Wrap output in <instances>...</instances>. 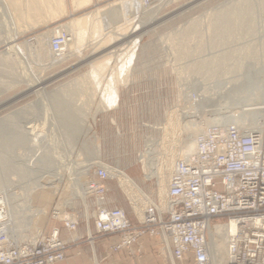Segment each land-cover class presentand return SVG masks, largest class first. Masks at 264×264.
<instances>
[{
    "label": "rangeland",
    "instance_id": "rangeland-1",
    "mask_svg": "<svg viewBox=\"0 0 264 264\" xmlns=\"http://www.w3.org/2000/svg\"><path fill=\"white\" fill-rule=\"evenodd\" d=\"M1 1L0 29L4 31L3 28L6 27L4 36L7 38L5 40L7 44L0 42V128L3 126L0 130L1 132L4 130L6 136L0 137V161L14 148L11 153L17 164H15L16 168L23 165L22 168L26 169L23 172L30 177L28 180L31 181L32 186L26 203L21 199L17 200V204L24 206L20 210L23 215L33 219V225H27L20 232L23 236L34 230L37 234L39 231L47 233L53 228H59V231L64 229L67 236L63 239L67 240V245L79 239L87 240L85 242L87 251L95 252L94 264L95 262L101 264L96 253L98 252L96 242L109 236H116L115 234L96 233L92 220L86 223L83 216L78 228L72 234L74 239H71L62 223L51 217L56 203L61 206L70 203L75 171H79L76 178L79 179L80 185H84L85 176L93 163L121 169L136 183L138 182L140 193L136 194L138 197L134 199L135 202L123 189L121 178L119 183L123 191L118 187L116 179L108 181L106 186L108 204L124 209L133 221L136 220V214L142 218V211L149 203L158 206L159 211L163 210L164 207L160 209V200L157 196L159 180L154 172L171 150L176 151V154L179 150L186 154L187 147L183 141L181 143L179 141L194 129L192 126L185 128L183 122L174 124L177 115L181 112V109L176 111L183 100L180 89L182 85L186 89H193L204 100L199 102L201 99L198 97V102L183 105L189 114L185 121L203 123L204 118L212 117L209 115L212 112L208 110L212 107L210 105L216 103L211 100L218 101V98L222 99L226 96L222 93L224 91L222 86H230L227 76L235 77V74L245 73V68L240 69L237 65L249 63L253 66L250 68L252 77L264 78V49H262L264 48V1L261 0L259 5V0H248L255 4L251 12L249 8L242 6L247 0H84L77 6L76 0H45L39 8L29 11L28 14L23 12V9L20 10L22 13L16 10L17 14H14L9 10L11 5L7 1L6 5L10 8L3 13ZM232 5L238 10L244 8L245 15L239 17L240 22L237 13L231 16V26H233L230 27V32L228 31L230 36L222 41L224 37L220 39L222 32L218 28L217 20L225 19V14L220 15L218 12L222 10L224 12L229 7L231 11ZM234 8L231 12L235 11ZM247 13L252 15H250L251 19ZM215 15L218 16L212 18ZM82 17V27H74V19ZM233 17L234 20L237 17L238 23L232 19ZM211 18L215 19L216 23L213 20V24ZM58 25L64 30L69 28L74 31L71 33L75 35L74 41L79 42L71 46L67 45L63 54L55 59L48 44L49 34ZM213 33L216 35H212ZM78 34L81 35L79 40L75 39ZM203 34L208 35L205 37ZM215 37L221 42L219 43ZM8 44L13 45V48L8 50L5 47ZM246 45L251 46L250 49ZM221 50L227 51L226 59L215 58ZM246 50L247 53L250 52L248 55H245ZM235 52L239 53L235 55ZM203 58L207 61L205 62ZM242 60H246L244 64H241ZM202 64L206 67H202ZM229 64L237 67L232 68ZM253 64H256V67ZM258 67H262V72L255 71ZM229 70L232 71L231 73L235 72L234 76ZM223 99L221 101H225V98ZM57 100L61 105V113L60 110L56 111ZM199 103L203 104L202 107H197ZM232 108L229 112L237 113L241 108L246 107H241L240 104L233 105ZM65 115L76 116L72 127L63 122ZM262 121H264V112ZM29 125L31 128H26ZM160 126H163L162 137L165 138V144L162 142L161 148H158L161 150L160 158L154 165L150 162L154 159L151 158L150 161L144 159L143 167L146 175L143 178L138 154L145 143L148 148L151 145V149L154 148L153 138L162 135L157 129ZM18 129L22 132L24 129V132L32 130H29L30 134L29 132L25 134L27 138L24 137L23 143L26 146L22 143L16 145L18 140L13 136ZM12 140H16L13 146ZM166 140L169 145H166ZM18 173L15 171L11 174L13 177L9 175L11 182H15L8 186L16 196L21 193L19 182L22 179ZM36 183L43 187L37 186ZM0 188H2L0 193L3 194L4 187ZM217 189H221V186L218 185ZM75 191L84 198L80 187ZM166 192L167 187L165 196ZM81 201V198L78 199L74 206L80 214L83 212ZM224 220L225 217H216L211 222L216 224ZM212 229L211 226L209 239ZM80 232L82 237H78ZM149 238L155 240L152 251L156 252L162 264H192L191 254H187L182 260L173 259L168 251L162 248L158 238ZM24 239L29 238L24 237L21 240ZM107 252L117 253L111 252L110 246ZM142 252L134 257H139ZM128 253L131 255L130 252Z\"/></svg>",
    "mask_w": 264,
    "mask_h": 264
},
{
    "label": "built area",
    "instance_id": "built-area-1",
    "mask_svg": "<svg viewBox=\"0 0 264 264\" xmlns=\"http://www.w3.org/2000/svg\"><path fill=\"white\" fill-rule=\"evenodd\" d=\"M52 30L55 32L50 38V49L56 57L63 53L70 35L59 25ZM180 95L183 100L176 111L186 103L197 102L199 97L195 90L183 85ZM258 125L241 128L235 123L213 124L199 132L194 138V150L181 154L174 162L163 210L149 203L142 218L136 214L133 221L124 209L110 206L107 182L116 179L122 190L117 173L128 174L93 163L83 182L84 198L72 184L70 203H56L51 217L62 223L71 239L84 216L86 223L92 220L96 233L117 236L110 245L111 252L126 250L136 256L142 252V238L149 236L158 238L173 259L182 260L191 254L192 264H215L209 248V228L232 223L234 231L226 233V264H264V121ZM157 129L162 135L153 138L154 148L149 149L145 143L138 154L143 178L147 152L152 153L154 165L160 158L158 148L162 142L165 144L163 126ZM78 172L75 171L72 183ZM218 185L221 189H217ZM80 198L81 214L74 208ZM216 217L225 220L212 224ZM12 226L9 205L0 193V264H57L65 258L67 240L60 237L59 228L48 233L39 231L32 239L18 241L10 232Z\"/></svg>",
    "mask_w": 264,
    "mask_h": 264
},
{
    "label": "bare ground",
    "instance_id": "bare-ground-1",
    "mask_svg": "<svg viewBox=\"0 0 264 264\" xmlns=\"http://www.w3.org/2000/svg\"><path fill=\"white\" fill-rule=\"evenodd\" d=\"M9 2V4L11 5V9H9L10 11L12 10V12L15 14L16 13V10H17V12H19L20 10L21 11H23V12H26V14H28L29 13V11H31V10H33V9H37V8H39L40 6H41V4H42V2H44L45 0H2L1 1V5H2V10H3V13L5 12L6 13V10L8 9V8H10V7H8L9 5H6V3L7 2ZM83 1L84 0H76V6L77 5H80V4H82L83 3ZM261 0H259V5L261 4V2H260ZM264 1V0H263ZM255 3V2H254ZM239 4V3H238ZM233 6V5H232ZM242 6H244V7H247V8H249V10L252 12V8L255 6V4H253L252 3V1H246V2H244L243 4H242ZM20 7H23V8H20ZM236 8H237V6H235ZM228 8V7H227ZM233 8H234V6H233ZM233 8H231V11H232V9ZM262 8V7H261ZM23 9V10H22ZM222 9H224V8H222ZM222 9H219V10H222ZM235 9V8H234ZM263 9V8H262ZM13 10H15V12L13 11ZM19 10V11H18ZM226 10V9H225ZM225 10H224V12H225ZM229 10V11H228ZM228 10H226V12L224 13L223 12V10L222 11H219L218 12V14L220 13V15L221 14H225V19H223L222 21H219V20H217V22H219V24H217V25H219V27L218 28H220L221 29V32H219V34H220V39H221V37H224V38H222L221 40L222 41H224V39H226V38H228V31L230 30V27H232L231 26V22L232 21H230V18H231V16L233 15V14H236L237 13V17H238V22H240V20H239V17L240 16H242V14H244L243 13V10H244V8H241V9H239L238 10V8L237 9H235V11L233 10V12H231L230 11V7L228 8ZM247 11H248V9H246ZM245 10V11H246ZM261 10V9H260ZM20 11V12H21ZM218 11V10H217ZM244 11V12H245ZM222 12V13H221ZM249 12V11H248ZM250 12V13H251ZM22 13V12H21ZM215 13H216V11H215ZM14 14H12V16L14 15ZM17 14V13H16ZM217 14V13H216ZM21 15V14H20ZM213 15V14H212ZM211 15V16H212ZM226 15H228V16H230V17H226ZM245 15V14H244ZM247 15H249V13H247ZM251 15V14H250ZM250 15H249V19H251L250 18ZM4 16H5V14H4ZM18 16V15H17ZM23 16H25L24 15V13H23ZM22 16V17H23ZM218 16V15H217ZM216 15L214 16V17H212V18H215V17H217ZM224 16V15H223ZM235 16V15H234ZM252 16V15H251ZM237 17H236V20H234L235 18L233 17L232 19L234 20V21H236L237 22ZM210 19V21L212 22L213 20L215 21V23H216V20L215 19ZM245 18V17H244ZM246 18H247V16H246ZM245 18V19H246ZM20 19H22V18H20ZM242 19V18H241ZM75 21H74V23H73V26L74 27H82V25H83V17L82 18H78V19H74ZM221 20V19H220ZM207 21H209V19L207 20ZM210 21H209V23H210ZM214 21H213V24H214ZM237 22V23H238ZM247 22V21H246ZM235 23V22H234ZM233 23V24H234ZM241 23H242V21H241ZM244 23V22H243ZM251 23V22H250ZM212 24V25H213ZM249 24V23H248ZM209 25H211V24H209ZM208 25V26H209ZM217 25H216V27H217ZM247 25V24H246ZM235 26V25H234ZM236 26H237V24H236ZM252 26V25H251ZM250 26V27H251ZM27 27H29V26H27ZM209 27H212V26H209ZM249 27V28H250ZM5 28L6 27H4L3 29H4V31L2 30V29H0V42H3V43H6L7 44V41H5L7 38L4 36V33H5ZM60 28V27H59ZM213 29H214V27H213ZM64 30V29H63ZM215 30V29H214ZM218 30V29H217ZM216 30V31H217ZM65 32H67L69 35H70V39H69V42H67L66 43V46L67 45H73V44H76V43H78V42H76L75 43V41H74V37H75V35H73V34H71L72 32L74 33V31H71V29H69V28H67V30L65 29L64 30ZM220 31V30H219ZM53 32H55L54 30H52L51 31V34H49L50 35V37H49V39L51 38V35H54L53 34ZM215 32V31H214ZM230 32V31H229ZM215 33H213L212 35H214ZM231 34V33H230ZM203 35H205V34H203ZM203 35H202V37H203ZM206 35H208V34H206ZM206 35H205V37H206ZM211 35V34H210ZM209 35V36H210ZM211 35V36H212ZM216 35V34H215ZM214 35V36H215ZM221 35H223V36H221ZM255 35V34H254ZM210 36V37H211ZM214 36H212L213 38H214ZM230 36V35H229ZM13 37V36H12ZM79 37H81V35L80 34H78L77 36H76V38L75 39H77L78 38V40H79ZM204 37V38H205ZM218 38V37H217ZM216 37H215V39H217ZM219 39V38H218ZM217 39V40H218ZM219 39V40H220ZM238 39V38H237ZM242 39V38H241ZM208 40V39H207ZM210 40V39H209ZM216 40V41H217ZM218 40V41H219ZM40 41H41V38H40ZM46 41V40H45ZM206 41V40H205ZM214 41V40H213ZM218 41L216 42L217 44H218ZM236 41V40H235ZM251 41H253V40H251ZM42 43H43V41H41ZM221 41H219V43H220ZM250 42V41H249ZM254 42V41H253ZM209 43V42H208ZM222 43H224V42H222ZM39 44V43H38ZM44 44H45V42H44ZM209 44H212V43H209ZM234 44V43H233ZM254 44V43H253ZM252 44V45H253ZM39 45H41V44H39ZM49 47H50V40H49ZM47 45V46H48ZM42 46V45H41ZM66 46H65V48H66ZM77 46V45H76ZM208 47H209V45H207ZM212 46V45H211ZM218 46H220L219 44H218ZM236 46V45H235ZM241 46V45H240ZM247 46V45H246ZM5 47H7V49L9 50L10 48L12 49L13 48V45L11 46H9V44H8V46H5ZM40 47V46H39ZM75 47V46H74ZM203 47V46H202ZM222 47H223V45H222ZM232 47V46H231ZM249 49H250V47L249 46H247ZM36 48V47H35ZM239 48V47H238ZM238 48L236 49L237 51H238ZM241 48V47H240ZM243 48H244V46H243ZM247 48V49H248ZM255 47H253V49H254ZM39 49H41V47L39 48ZM39 49H36V50H38V51H40ZM50 49V48H49ZM248 49V50H249ZM252 49V48H251ZM256 49V48H255ZM262 49H264V48H262ZM6 50V49H5ZM43 50V49H42ZM50 51H51V54H52V56H54L55 57V55H53V52H52V50L50 49ZM206 51V50H205ZM224 50H221V52H219V54L218 55H216L215 56V58L216 59H226L225 57L228 55L227 54V51L225 52H223ZM241 51V50H240ZM244 51V50H243ZM251 51H254V50H251ZM11 52V51H10ZM36 52V51H35ZM259 52V51H258ZM43 53H44V51H43ZM229 53H231V52H229ZM236 53H239V52H235V55H236ZM247 50H246V52H245V55H248V53H250V52H248L247 54ZM251 53H253V52H251ZM9 54V53H8ZM63 53H61L60 55H58V56H56L55 57V59L56 58H58V57H60L61 55H62ZM208 54L210 55V53L208 52ZM230 55V54H229ZM237 55H239V54H237ZM244 55V56H245ZM250 55V54H249ZM263 55V54H262ZM4 56V55H3ZM203 56V55H202ZM232 56V55H231ZM240 56V55H239ZM251 56H252V54H251ZM250 56V57H251ZM257 56V55H256ZM204 57V56H203ZM210 57H212V56H210ZM230 57V56H229ZM248 57V56H247ZM253 57H255V55L253 56ZM241 58H244V57H242L241 56ZM105 59V58H104ZM214 59V58H213ZM238 59V58H237ZM4 60V59H3ZM203 60L205 61H207V59L205 58H203ZM241 60V59H240ZM239 60V61H240ZM257 60V59H256ZM204 61H202V63L204 62ZM205 61V62H206ZM209 61V60H208ZM220 61H222V60H220ZM225 61H227V60H225ZM235 61H238V60H236L235 59ZM246 61V60H245ZM245 61L244 60H242V62L243 63H241V64H244L245 63ZM257 61H259V59L257 60ZM100 62V61H99ZM213 62V61H212ZM241 62V61H240ZM256 62V61H255ZM1 63V62H0ZM5 63V62H4ZM103 63V62H102ZM220 63V62H219ZM219 63H216V64H219ZM227 63V62H226ZM259 63V62H258ZM99 64V63H98ZM208 64V63H207ZM240 64V63H239ZM209 65H210V62H209ZM209 65H207V66H209ZM214 65V64H213ZM229 65H232V64H229ZM237 65V64H236ZM246 65V66H245ZM245 65H237L238 66V68H240V69H244L245 68V73H238V74H235V77H229V76H227L228 78H226V79H228L227 80V82H228V84H230V86H224L223 84V86H222V89H223V87H224V91L222 92L223 93V95L225 94L226 96H224L223 98H225V101H221L222 99L221 98H218L219 100L217 101V100H211L212 102L214 101L216 104L215 105H210V106H212L211 107V109L209 108V112H212V113H209V115H211L212 117H208V118H204L203 120H202V122L203 123H200V122H194V121H192V120H188V121H185V118L186 117H189V114L187 113V111L185 110V107L183 108L182 107V109H181V112L182 113H184V114H181V112H180V115L178 114L177 115V120L175 121V125L176 124H179V122H183L184 123V127L185 128H188L189 126H192V127H194V129L190 132V133H187L184 137H182L181 138V140L179 141L180 143L183 141V144L187 147V152H186V154L187 153H191L193 150H194V138L196 137V135L199 133V132H201L206 126H208V125H213V124H226L227 125V123H235V124H237V125H240V127L241 128H255V127H258L259 125L258 124H260L261 122H262V116H263V112H264V78H255L254 79V76L252 77V75H251V70H250V68L251 67H253L251 64H246L245 63ZM254 65V64H253ZM256 65V64H255ZM254 65V66H255ZM211 66V65H210ZM219 66V65H218ZM222 66V65H221ZM237 66H234V65H232L231 67L232 68H234V67H237ZM200 67V66H199ZM198 67V68H199ZM202 67H206L205 65L203 66V64H202ZM256 67V66H255ZM260 67V66H259ZM256 68V72H258V73H260V72H262L261 70H263L262 69V67L261 68ZM212 68V67H211ZM215 68V67H214ZM225 68H227L226 66H225ZM237 68V69H238ZM96 69V68H95ZM200 69H201V67H200ZM223 69V68H222ZM248 69V70H247ZM203 70H205V69H203ZM12 71V70H11ZM199 71V70H198ZM207 71H210V70H208L207 69ZM212 71H213V69H212ZM235 71V70H234ZM218 72H219V70H218ZM229 72L231 73L232 71H230L229 70ZM243 72V71H242ZM253 72V71H252ZM264 72V71H263ZM228 73V72H227ZM233 73H235V72H233ZM233 73H231L232 75H233ZM212 73H210V75H211ZM226 74V73H225ZM198 75V74H197ZM200 75V74H199ZM198 75V76H199ZM204 75H206V72H205V74ZM210 75H208L207 74V76H209L210 77ZM236 75H238V76H236ZM260 75V74H259ZM201 76V75H200ZM206 76V77H207ZM234 76V75H233ZM261 76V75H260ZM203 77V76H202ZM199 78V77H198ZM205 78V77H204ZM208 78V77H207ZM219 78H221V77H219ZM194 79V78H193ZM202 79V78H201ZM206 79V78H205ZM214 80V79H213ZM202 81V80H201ZM206 81V80H205ZM211 81V80H210ZM218 81V80H217ZM215 82V81H214ZM196 85V84H195ZM211 86V85H210ZM215 87V86H214ZM219 87V86H218ZM186 88V87H185ZM219 88H221V87H219ZM219 88H217V89H219ZM67 89V88H66ZM60 90V89H59ZM62 90V89H61ZM70 91V90H69ZM66 92V91H65ZM70 93V92H69ZM203 93V92H202ZM221 93V94H222ZM63 94V93H62ZM201 94V93H200ZM207 94V93H206ZM217 94V93H216ZM69 95V94H68ZM218 96V95H217ZM206 97V96H205ZM222 97V96H221ZM200 99L202 98V97H199ZM227 98V99H226ZM213 99V98H212ZM221 99V100H220ZM205 100H207V98L205 99ZM209 100V99H208ZM224 100V99H223ZM202 101H204L203 99H201V101H199V102H202ZM198 102V101H197ZM206 102V101H205ZM194 104V103H193ZM241 104V107L243 106V107H246V108H241V111L240 112H237V113H233V112H229V111H231L233 108H232V106L234 105H240ZM202 103H199L198 104V106L197 107H202ZM57 108H56V111L57 110H60L59 112L61 113V105L59 104V100H57ZM187 106V105H186ZM187 108V107H186ZM199 109V108H198ZM198 109H196V111H198ZM188 110V109H187ZM206 110V109H205ZM238 111H239V109H237ZM237 110H235V111H237ZM78 111V110H77ZM189 111V110H188ZM234 111V112H235ZM207 112V111H206ZM70 114V113H69ZM190 115H192L191 113H190ZM62 116V115H61ZM80 115H78V117H79ZM74 117H76V116H74ZM73 116L71 117V115H69V116H66L65 115V118H63V122L65 123V124H67V126H71L72 127V122L75 120V118H74ZM191 117V116H190ZM77 120V119H76ZM14 121V120H13ZM78 121V120H77ZM8 122V121H7ZM80 122V121H79ZM59 123H60V121H59ZM76 123V122H75ZM16 124V123H15ZM61 124V123H60ZM64 125V124H63ZM170 125V124H169ZM76 126V125H75ZM15 127V126H14ZM19 127V126H18ZM36 127V126H35ZM65 127V126H64ZM74 127V126H73ZM77 127V126H76ZM176 127V126H175ZM1 128H3V126L1 127ZM0 128V129H1ZM26 128H31V125H29V126H27ZM79 128V127H78ZM164 128H166V127H164ZM169 128V127H168ZM6 129V128H5ZM67 129V128H66ZM73 129V128H72ZM30 131H32L31 129H29ZM29 130L28 131H26V132H24L25 131V129H24V131L22 132V131H19V129H18V131L17 130H15V133L13 132V131H11V133H14V138H17V142H16V140L14 141V140H12L13 142V144H11L12 146L13 145H15V142H16V145H20L21 143L23 144V145H25L24 143H23V141H24V139L25 138H27V136L25 137V134L27 133L28 134V132H29ZM78 130V129H77ZM4 130H2V132H1V130H0V137H4L5 136V133L3 132ZM61 131H62V129H61ZM63 132V131H62ZM61 132V133H62ZM176 132V131H175ZM26 134V135H27ZM29 134H30V132H29ZM11 135H13V134H11ZM63 135V134H62ZM6 137V136H5ZM11 137V136H10ZM25 137V138H24ZM30 137H31V135H30ZM13 138V139H14ZM73 138V137H72ZM27 141H29V140H27ZM66 141V140H65ZM149 142V141H148ZM156 142V141H155ZM178 142V143H179ZM60 143V142H59ZM2 144V143H1ZM4 144H6L5 142H4ZM4 144H3V146H4ZM7 144H9V143H7ZM21 144V145H22ZM150 144V143H149ZM2 146V147H3ZM26 146V145H25ZM30 146V145H29ZM152 146V145H151ZM151 146H150V148L149 149H151ZM1 147V148H2ZM6 147V146H5ZM4 147V148H5ZM20 147V146H19ZM36 147V146H35ZM148 147V146H147ZM9 148H10V146H9ZM17 148H18V146H17ZM12 149H14V148H12ZM11 149V150H12ZM165 149V148H164ZM7 150V149H6ZM5 150V151H6ZM8 150H10V149H8ZM9 151V154L7 155V156H5V158H4V156H3V158L1 159V161H0V163L2 164V165H0V167H1V173H0V187L2 186V187H4V189H5V191H4V189H3V196H4V198H5V203H7V205H9V212H10V216H11V220H12V224H13V226H12V229H11V231L10 232H12L13 233V239L14 240H18V241H20L22 238H29V239H32L34 236H35V232L34 231H36V230H34V231H32L31 233H29V234H24L23 236H22V233L20 232L21 230H22V228L24 229V227H26L27 225H30L31 224V226L33 225L32 223H33V219L31 220L29 217H27V216H25V215H23V213L20 211L24 206H20V204H17V200H19V199H21L22 201H23V203H26L27 201H28V199H29V191L31 190V184H30V182L31 181H29L28 180V178H30L29 176H27L26 174H24V172L23 171H26V169L25 168H22L23 167V165H22V167H19V166H21V165H19L18 167L19 168H16L17 166V164L15 163V161L13 160V155H12V151ZM25 150V149H24ZM30 150V149H29ZM174 150V149H173ZM18 151V150H17ZM170 151V150H169ZM0 152H1V149H0ZM3 152V151H2ZM15 152H16V150H15ZM163 152V151H162ZM168 152V151H167ZM166 152V153H167ZM178 152V151H177ZM4 153V152H3ZM89 153V152H88ZM164 153V152H163ZM6 154V153H5ZM4 154V155H5ZM152 153H150V152H147V155H146V158H145V161L146 160H149L150 161V159H151V157H150V155H151ZM181 154H185V153H181L180 152V150H179V153L178 154H176V151H170V152H168L166 155H167V157H165L166 159H162L163 161L160 163V165L158 164V167H157V169H156V171L154 172V174L158 177V180H159V189H158V197H159V200H160V209L161 208H163V209H165L166 208V206H167V192H166V196H165V191H166V187H167V183H168V178H169V175H170V172H171V170H172V167H173V165H174V162L176 161V157H177V155L178 156H180ZM185 154V155H186ZM19 155V154H18ZM21 155V154H20ZM32 155V154H31ZM148 156V157H147ZM162 156V155H161ZM165 156V155H164ZM22 157V156H21ZM45 157V156H44ZM15 158H17V157H15ZM19 158V157H18ZM23 158V157H22ZM97 158V157H96ZM36 159V158H35ZM31 160V159H30ZM42 160H43V158H42ZM42 160H41V162H42ZM152 160V159H151ZM39 161V160H38ZM52 161V160H51ZM79 161V160H78ZM148 161V162H149ZM19 162V161H18ZM44 162V161H43ZM100 162V161H99ZM150 162H152V161H150ZM16 164V165H15ZM39 164V163H38ZM151 164V163H150ZM50 165V164H49ZM149 165V164H148ZM150 167V166H149ZM149 169V168H148ZM87 170V169H86ZM120 170V169H119ZM15 171H18L19 173H18V175L19 176H21V181L19 182V184H20V190H21V193H20V195L19 196H16L13 192H11V190H9L10 188H8V186L10 185H12V184H14V182L12 183L11 182V179L9 178V175H11V174H14V172ZM28 171V170H27ZM85 171V170H84ZM120 173H117V175H118V178H121L119 181H120V183H121V185H122V187H123V189L125 190V191H127L128 192V195L130 196L129 198H131V200H133L134 201V199H137L136 197H138L136 194L139 192L140 193V189H139V187L137 186L138 184V182L136 183V181H134L133 179H131L128 175H125V174H123L121 171H119ZM166 173V174H165ZM17 174V173H16ZM15 174V175H16ZM151 174H152V172H151ZM14 175V176H15ZM18 175H17V177H18ZM32 175V174H31ZM12 177H13V175H11ZM20 178V177H19ZM10 179V180H9ZM35 179V178H34ZM37 179V178H36ZM13 180V179H12ZM27 180V181H26ZM52 181V180H51ZM25 182V183H24ZM78 182H79V179L77 178L75 181H73V186H74V188H81L82 189V193L84 194V192H85V188H84V185H80V183L78 184ZM37 184V186H40V187H43V186H41L39 183H36ZM35 185V184H34ZM80 185V186H79ZM16 186V185H15ZM34 187V186H33ZM18 188V187H17ZM1 190H2V188H0ZM75 189V190H76ZM136 191V192H135ZM81 193V192H80ZM129 193H132L131 195L129 194ZM143 196V195H142ZM83 197V196H82ZM135 202V201H134ZM22 205V204H21ZM158 207V206H157ZM138 210V209H137ZM162 210V209H161ZM31 211V210H30ZM33 211V210H32ZM144 211V210H143ZM143 211H142V216H143ZM35 212V211H34ZM33 215V214H32ZM213 227V229H212V234H211V239H209V248H210V253H211V259L213 260V262H215V263H220V264H224L225 262L227 263L228 262V259H227V253H226V243H227V231L229 230V231H231V232H233L234 231V224H230L229 226L228 225H223V224H219V225H215V226H212ZM95 264H96V262H95Z\"/></svg>",
    "mask_w": 264,
    "mask_h": 264
},
{
    "label": "crops",
    "instance_id": "crops-1",
    "mask_svg": "<svg viewBox=\"0 0 264 264\" xmlns=\"http://www.w3.org/2000/svg\"><path fill=\"white\" fill-rule=\"evenodd\" d=\"M48 233V232H47ZM59 235L63 238L67 236L64 229H60ZM78 236V235H77ZM78 237H82L81 232ZM87 240H77L71 242L65 249L66 258L58 264H94L95 252H88ZM117 241L116 236H109L98 240L97 251L101 264H162L157 257L156 252L152 249L155 246V240L149 237L143 238L144 249L139 257L131 256L126 250L117 253H109L108 248L112 243ZM164 263V262H163Z\"/></svg>",
    "mask_w": 264,
    "mask_h": 264
}]
</instances>
